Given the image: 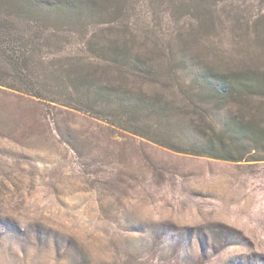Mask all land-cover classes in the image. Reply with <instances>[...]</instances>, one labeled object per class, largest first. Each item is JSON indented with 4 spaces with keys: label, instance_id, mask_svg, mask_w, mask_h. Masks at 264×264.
Instances as JSON below:
<instances>
[{
    "label": "rangeland",
    "instance_id": "rangeland-1",
    "mask_svg": "<svg viewBox=\"0 0 264 264\" xmlns=\"http://www.w3.org/2000/svg\"><path fill=\"white\" fill-rule=\"evenodd\" d=\"M120 1L129 25L108 34L147 53L155 76L99 66L97 79L180 106L208 93L251 97L226 109L264 126V86L250 92L226 80L244 72L264 84V0ZM203 8L213 22L199 26ZM70 21L46 40L52 51L80 53V35L92 29ZM181 46L187 62L164 56ZM211 69L221 83L204 76ZM42 80L76 97L62 76ZM188 107L164 125L180 133L222 125L215 110ZM0 264H264V160L173 151L0 87Z\"/></svg>",
    "mask_w": 264,
    "mask_h": 264
},
{
    "label": "trees",
    "instance_id": "trees-1",
    "mask_svg": "<svg viewBox=\"0 0 264 264\" xmlns=\"http://www.w3.org/2000/svg\"><path fill=\"white\" fill-rule=\"evenodd\" d=\"M206 9L198 18L199 26L213 22ZM70 15V23L92 29L80 35L82 49L75 55L74 51H52L50 41H46L63 33L61 24ZM121 15L120 0H0V87L75 109L173 151L234 162L264 160V126L244 112L234 114L226 109L230 100L246 106L251 97H215L208 93L212 97H184L187 103L180 106L168 97H132L126 85H110L91 73L99 66H111L123 75L154 78L147 53L129 49L127 42L108 34V30L127 28L129 23L124 17L120 19ZM129 32L136 40L135 31ZM174 49L165 51L164 56L176 64L187 62V49ZM230 74L226 80L239 89L254 92L264 86L258 76ZM58 76L69 82L70 92L76 97H64L62 91L42 80ZM204 76L214 83L224 80L213 69ZM188 106L215 110L222 115V125L201 128L191 124L193 128L187 133L164 125V118L176 117Z\"/></svg>",
    "mask_w": 264,
    "mask_h": 264
}]
</instances>
